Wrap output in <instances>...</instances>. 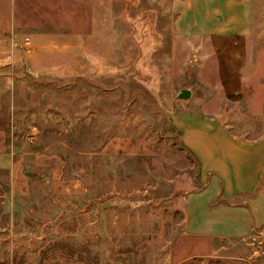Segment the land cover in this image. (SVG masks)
I'll return each mask as SVG.
<instances>
[{"label": "rangeland", "instance_id": "374dc122", "mask_svg": "<svg viewBox=\"0 0 264 264\" xmlns=\"http://www.w3.org/2000/svg\"><path fill=\"white\" fill-rule=\"evenodd\" d=\"M171 4L0 0V264H264L258 232L185 234L199 167L172 126L210 103L231 131L264 133V0L246 51L261 63L255 102L252 85L230 95L196 78Z\"/></svg>", "mask_w": 264, "mask_h": 264}, {"label": "crops", "instance_id": "0c3cea01", "mask_svg": "<svg viewBox=\"0 0 264 264\" xmlns=\"http://www.w3.org/2000/svg\"><path fill=\"white\" fill-rule=\"evenodd\" d=\"M171 10L173 36L188 41L196 78L220 82L230 95L245 96L252 85L248 96L259 100L263 91L254 82L261 71L257 77L253 70L261 63L250 61L246 52L252 46L254 0H172ZM219 111L218 105L206 103L172 115L180 143L198 162L201 185L185 198V234L246 240L258 232L264 238V133L233 132L214 113ZM0 161V169L8 167L7 158Z\"/></svg>", "mask_w": 264, "mask_h": 264}, {"label": "water", "instance_id": "95a60500", "mask_svg": "<svg viewBox=\"0 0 264 264\" xmlns=\"http://www.w3.org/2000/svg\"><path fill=\"white\" fill-rule=\"evenodd\" d=\"M192 97V90L189 88L181 87L176 95L179 100H189Z\"/></svg>", "mask_w": 264, "mask_h": 264}, {"label": "trees", "instance_id": "16d2710c", "mask_svg": "<svg viewBox=\"0 0 264 264\" xmlns=\"http://www.w3.org/2000/svg\"><path fill=\"white\" fill-rule=\"evenodd\" d=\"M196 163H197V166H198V162L196 161ZM219 201V200H218Z\"/></svg>", "mask_w": 264, "mask_h": 264}]
</instances>
